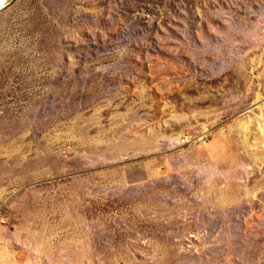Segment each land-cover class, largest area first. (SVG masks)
Wrapping results in <instances>:
<instances>
[{
	"label": "rangeland",
	"instance_id": "obj_1",
	"mask_svg": "<svg viewBox=\"0 0 264 264\" xmlns=\"http://www.w3.org/2000/svg\"><path fill=\"white\" fill-rule=\"evenodd\" d=\"M0 264H264V0L5 1Z\"/></svg>",
	"mask_w": 264,
	"mask_h": 264
},
{
	"label": "bare ground",
	"instance_id": "obj_2",
	"mask_svg": "<svg viewBox=\"0 0 264 264\" xmlns=\"http://www.w3.org/2000/svg\"><path fill=\"white\" fill-rule=\"evenodd\" d=\"M5 1H7V0H0V8L4 5ZM256 104H257V102L255 103V106H256Z\"/></svg>",
	"mask_w": 264,
	"mask_h": 264
}]
</instances>
